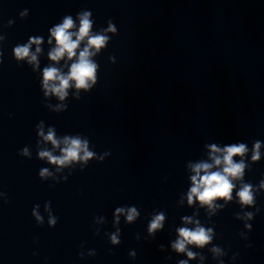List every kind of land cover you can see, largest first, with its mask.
<instances>
[{"label":"clouds","instance_id":"obj_1","mask_svg":"<svg viewBox=\"0 0 264 264\" xmlns=\"http://www.w3.org/2000/svg\"><path fill=\"white\" fill-rule=\"evenodd\" d=\"M21 15H26V13H21ZM90 15V12H83L78 16L79 27L75 31L73 29H76V24L70 15L65 16L62 23L50 29L51 37L48 43L52 44L53 40H55V47L49 52V59L58 63L65 57H67L68 61H72L75 57V61L71 63L66 74L62 73L56 67H46L43 69V89L45 97L55 95L59 100L63 101L68 95L69 88L75 87L77 90L83 89L88 91L96 83L98 65L92 60V57L105 47L108 37L104 34H92ZM106 31L114 33L116 29L110 23ZM85 41L86 44L83 49L78 51L81 43ZM41 43V38L34 37L30 38L27 44L16 46L14 48L15 58L18 61L27 58L28 63L36 64L38 67L37 54L41 52ZM33 44L36 45L35 53L30 51ZM38 128L39 136L43 141L50 143L53 151L56 149L60 150L59 156L54 155L53 151L41 150L38 152V157L42 160H47L51 165H55L58 171L76 162H87L95 155L88 150L87 141L81 140L78 136H66L60 140L56 137L53 128H49L47 134L44 133L42 122L38 125ZM260 147L259 142L254 145L253 161L260 159ZM246 152L247 147L243 143L226 146L223 149L213 145L211 147V159L214 163H199L193 167L195 175L191 177L192 187L187 196L189 205L193 204L194 201H199L201 206H207L211 210L216 207L214 201L219 199L225 201L231 200L232 191L236 187L233 180L242 179L246 167L243 160L235 162L233 157H243ZM22 154L29 155L28 149L25 148ZM221 165L222 168L220 170L212 171L213 167ZM51 175L52 173L48 168H42L39 171L41 179H46ZM260 187L264 188V181L261 182ZM236 195L241 205H252L254 203L252 186L250 184H243ZM50 203L47 202L45 204V211L49 212V225L54 227L58 222V217L51 214ZM124 213V208L116 209V223H119V216ZM32 214L39 224H43V217L35 209ZM138 215L139 213L135 207L127 209V222H133ZM247 215L251 219V214L249 213ZM164 219L163 213L154 216L149 224V233L151 234L161 229ZM184 222L187 224L193 221L189 217H184ZM177 232L178 239L172 244V248L178 253L186 252L189 258H194L195 253L187 251V245L204 247L212 240V229H206L200 226L198 221L194 229L184 227L177 229ZM111 242L113 244L119 243L116 234L111 236ZM212 251L218 254L220 250L213 248ZM180 264H187V262L181 261Z\"/></svg>","mask_w":264,"mask_h":264}]
</instances>
